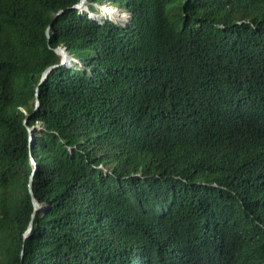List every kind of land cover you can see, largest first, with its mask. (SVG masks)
I'll list each match as a JSON object with an SVG mask.
<instances>
[{"label": "trees", "instance_id": "16d2710c", "mask_svg": "<svg viewBox=\"0 0 264 264\" xmlns=\"http://www.w3.org/2000/svg\"><path fill=\"white\" fill-rule=\"evenodd\" d=\"M78 1L0 0V264H264V0Z\"/></svg>", "mask_w": 264, "mask_h": 264}, {"label": "water", "instance_id": "95a60500", "mask_svg": "<svg viewBox=\"0 0 264 264\" xmlns=\"http://www.w3.org/2000/svg\"><path fill=\"white\" fill-rule=\"evenodd\" d=\"M87 4V0H79L78 3H76L73 8L75 9H83L85 8ZM47 34V33H46ZM54 52L60 57V62L58 65H69V63L67 62V60H69L70 58V55L68 54V52L66 51V49L64 47H57ZM58 65H53L49 68H47L43 73H42V76H41V81L40 82H43L45 77L47 76V73L49 72V70L51 68H54ZM42 84V83H40ZM39 105V101L38 99L36 98L35 99V108H37ZM28 132H29V145H31V142H32V137H33V133H32V129H28ZM29 193L32 194V190H31V186L29 185ZM32 199V205H33V213H32V218L34 217V214L38 211V210H41L43 207L41 206V204H39L33 197L31 198ZM30 228H31V223L29 225V228L27 230V232L24 234V237H26L30 231ZM22 258V256H21Z\"/></svg>", "mask_w": 264, "mask_h": 264}, {"label": "clouds", "instance_id": "9594fccd", "mask_svg": "<svg viewBox=\"0 0 264 264\" xmlns=\"http://www.w3.org/2000/svg\"><path fill=\"white\" fill-rule=\"evenodd\" d=\"M110 7H112V5H109V4H103V5H101V6H97V10H95V11H92V10H90L88 7H87V4H86V6H85V8H83V9H78L80 12H84V13H86L87 15H88V17H90V18H92V19H95V20H97V21H101V20H103V19H107V20H111V21H116V20H113V19H111V18H109V16L107 15V13L108 12H106V10H107V8H110ZM100 9H101V13H100ZM126 13V15H127V19L125 18L124 20H119V21H117V22H128L129 20H130V14L129 13H127V12H125ZM101 15H102V17H101ZM108 16V17H107ZM101 17V18H100ZM100 18V19H99ZM60 47V46H59ZM67 62L69 63V65H64V66H70V65H77L79 62L72 56V55H70V58H69V60H67ZM34 106H35V102H34ZM31 129V128H30ZM32 166H33V170H34V168H35V161L34 160H32ZM27 232V231H26ZM25 232V233H26Z\"/></svg>", "mask_w": 264, "mask_h": 264}, {"label": "rangeland", "instance_id": "374dc122", "mask_svg": "<svg viewBox=\"0 0 264 264\" xmlns=\"http://www.w3.org/2000/svg\"><path fill=\"white\" fill-rule=\"evenodd\" d=\"M111 11L110 12H108L107 13V15L109 16V18H111V19H113V20H116V21H119V20H123V19H127V15H126V13H125V11L124 10H122V9H118V8H116V7H114V6H112V7H110L109 8ZM93 10H95L94 8H93ZM102 11H101V9H100V13H101ZM116 15H118L117 17H116ZM107 16V17H108ZM112 16V17H111ZM101 17H102V15H101ZM100 17V18H101ZM99 18V19H100Z\"/></svg>", "mask_w": 264, "mask_h": 264}, {"label": "bare ground", "instance_id": "6f19581e", "mask_svg": "<svg viewBox=\"0 0 264 264\" xmlns=\"http://www.w3.org/2000/svg\"><path fill=\"white\" fill-rule=\"evenodd\" d=\"M111 10L109 9V8H107V10H106V12H110ZM118 15H116V17H117ZM112 17V16H111ZM124 20V19H123Z\"/></svg>", "mask_w": 264, "mask_h": 264}]
</instances>
